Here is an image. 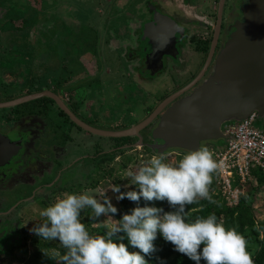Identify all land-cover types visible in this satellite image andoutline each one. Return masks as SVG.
I'll list each match as a JSON object with an SVG mask.
<instances>
[{
    "label": "rangeland",
    "instance_id": "1",
    "mask_svg": "<svg viewBox=\"0 0 264 264\" xmlns=\"http://www.w3.org/2000/svg\"><path fill=\"white\" fill-rule=\"evenodd\" d=\"M157 1L174 14L177 11L182 19H198L204 23L208 21L201 14H210L214 7L213 0H201L202 3L197 0H0V96L15 97L28 94L29 91L32 92L30 94H38L44 89H55L56 92L61 90L59 95H62L67 105L98 130L123 131L143 122L150 112L160 107L157 108L159 101L176 94L174 92L178 88L199 77L209 51V42L205 45L186 42L183 45V56L179 62L176 61V65L170 64L159 75L148 76L146 79L140 77L135 70L136 61L127 58L124 46L129 43L135 46V38L131 39V34L133 30H139L149 18V3ZM200 3L202 8L197 11L195 6ZM193 32L191 29L190 37ZM198 33L202 34V31ZM211 73L212 70L209 76ZM37 103L36 100L29 102L19 107V110L27 112L29 109L33 112L40 109L37 107L40 103ZM53 103H48V109H42V118L47 122L48 133L54 135V139L56 133L61 134L62 139L66 132H70L66 139H62L65 153H68L64 158V166L77 155L96 154L99 150L114 152L111 155L114 158H102L95 162L93 158L92 161L81 162L76 179L65 180L62 189L43 191L40 199L27 205L23 213L19 212L17 216L14 214L13 218L22 221L20 227L28 238L24 246L16 249L12 256H0V264H43L44 261L37 253L44 255L41 249L48 248L44 247L48 242L40 241L30 229L43 220L40 211L62 198L65 193H80L91 189V194L102 199L99 193L106 192L119 212L121 201L114 198L109 188L114 183L128 184L129 178H124L125 171H136L153 154H163L166 162L175 163L185 153L178 150L161 152L157 142L127 144L115 150L123 145L117 143L122 142L121 139L114 141L113 138L90 134L87 140L84 130H79L82 141H78L79 135L75 129L72 131L74 125L57 115L59 109ZM257 126L264 130V116L259 117ZM136 140L137 137H133L124 138L123 141ZM88 141L94 142V145ZM53 144V139L46 138L37 142L39 148ZM225 144L226 141L220 140L204 146L212 150ZM46 151L55 156L49 149ZM219 187L215 194L221 191ZM33 190L26 185L10 193L2 191L0 196L12 206L21 198L34 197ZM121 190L125 189L122 187ZM222 196L230 208H236L244 199L246 206L252 210L255 223L264 224V182H260L259 178L253 177L246 184L238 202ZM156 207H164V202L156 201ZM87 215L86 211L82 222L88 230L93 234H102V226L99 223L93 225ZM104 219L100 217V221ZM244 235L254 258L263 247L264 238L249 229ZM129 250L137 249L130 247Z\"/></svg>",
    "mask_w": 264,
    "mask_h": 264
},
{
    "label": "clouds",
    "instance_id": "2",
    "mask_svg": "<svg viewBox=\"0 0 264 264\" xmlns=\"http://www.w3.org/2000/svg\"><path fill=\"white\" fill-rule=\"evenodd\" d=\"M221 169L222 163L204 145L186 151L175 163L153 154L136 171H125L128 184L109 188L117 201L135 202L119 219L106 192L99 193L101 199L89 189L65 193L49 204L39 213L43 220L30 231L53 245L41 251L54 264H149L146 256L157 251L158 236L195 264H254L247 237L237 226L227 227L214 212L194 216L189 207L201 200L217 204L210 186ZM152 201H166L170 210L148 203ZM86 211L93 225L102 226V234L91 233L82 222ZM252 230L264 238V224L256 222ZM157 261L167 264L163 258Z\"/></svg>",
    "mask_w": 264,
    "mask_h": 264
},
{
    "label": "water",
    "instance_id": "3",
    "mask_svg": "<svg viewBox=\"0 0 264 264\" xmlns=\"http://www.w3.org/2000/svg\"><path fill=\"white\" fill-rule=\"evenodd\" d=\"M226 1L220 2L218 28L221 27ZM247 1V6L237 8L243 19L234 25V32L218 55L211 76L189 96L181 98L167 109L150 130L151 138L160 144L161 152H186L206 143L227 141L228 138L223 133L226 123L246 120L253 113H258L259 117L264 116V0ZM149 5L152 20L144 23L141 41H152L153 55H156L169 43L175 44L179 33L181 37L185 36V29L170 16L163 14L155 3ZM217 32L209 58L199 77L167 98L149 118L128 130L103 131L82 123L61 97L51 91L0 103V109L15 108L38 99L50 98L72 122L89 133L107 138L138 137L143 143L140 133L149 128L164 108L192 90L204 77L215 54L220 30ZM21 145V142H14L12 138L0 136V156H11L10 151L16 154Z\"/></svg>",
    "mask_w": 264,
    "mask_h": 264
},
{
    "label": "flooded vegetation",
    "instance_id": "4",
    "mask_svg": "<svg viewBox=\"0 0 264 264\" xmlns=\"http://www.w3.org/2000/svg\"><path fill=\"white\" fill-rule=\"evenodd\" d=\"M189 1V0H184ZM201 2V0H197V2ZM213 11H210V14H201V16L205 17L208 21L207 23L201 22L198 19H191V18H184L179 16L178 12L174 11L176 14L167 10L164 4H159V2H155L157 6H159V10L165 14L170 16L173 20L177 21V23L185 29V36L181 37V34H178L176 43H169L165 49L159 51L158 54L153 55L154 53V46L153 42L150 40H146L145 42L141 41L142 38V31L143 25L147 21L152 20V16L150 15L149 18L144 21L139 30H133L131 34V39L135 38V46H130L131 44H126L124 48L127 52V58L129 60L136 61L135 70L138 72L140 77L148 78V76L152 77L155 75L161 74L165 69L169 68L170 64H175L176 61H180L181 57L183 56V45L186 42H195L202 44H208L209 42V51L207 52V60L210 55L211 47L215 41L216 35H218V29L220 30L219 39L216 46L215 54L213 56V60L205 73L204 77L201 79L197 85L193 87L192 90L185 93L184 95L180 96L174 103L179 101L181 98L189 96L193 90L197 87L201 86L210 76L209 72L214 69L215 61L225 47L230 35L234 32V25H236L237 21H241L243 19V15L237 11L239 6H247L249 2L247 0H227L225 6L223 7L222 13V20H221V27L219 26V15H220V2L221 0H213ZM237 2V3H236ZM195 6V9L198 11L202 8V4ZM243 3V4H242ZM237 4V7H236ZM242 4V5H241ZM207 6H211V4H205ZM198 8V9H197ZM174 10V9H172ZM194 30L193 34L190 37V30ZM198 31H202V34L198 33ZM135 33V34H134ZM156 37H158L156 35ZM206 60V63H207ZM204 64V67L206 65ZM176 65V64H175ZM131 71V70H130ZM212 74V73H211ZM197 77V76H196ZM195 79V77L193 78ZM193 81V80H192ZM204 81V82H203ZM192 83V82H191ZM190 83V84H191ZM189 84L182 88H178L177 91H181ZM44 91H51L59 95L61 92H56L55 89L49 90L44 89L40 90L39 92ZM62 94V93H61ZM174 95V94H173ZM26 96V94H19L15 97L10 96H0V103L9 102L14 100L15 98H20ZM171 97L170 95L159 101L158 106H161L163 102ZM61 99L65 102L63 97ZM52 100V99H51ZM40 105V109H36L31 112L29 109L26 111L19 110V107L26 106V104L9 109H0V136L5 135L9 138H12L14 142H21L22 145L15 154L10 151L11 156H0V192L8 191L10 193L11 190L16 189L18 187L26 186L33 188L34 197H26L21 198L17 202H15L12 206L8 204V201L5 200L3 197L0 196V256L1 258L12 256L16 249H21L24 246V241L28 238L24 234V230L20 227L22 221H19L16 217L13 218L14 214L17 216L19 212L23 213V209L27 208L26 206L31 205L35 202L38 198L40 199L41 194L43 191H55L57 189H62L65 180H74L75 177L78 176L80 172V163L81 162H88V161H97L98 159L106 158V156H111L114 152H106V150H99L96 154H84V155H77L78 157L70 160L63 165L64 158L68 156V153H65V147L62 144V139H66V135L69 136L70 132H66L64 138L61 139V134L56 133V138L54 139V135L48 133V124L42 118V109H48V102L50 101L49 98L40 99V101L36 100ZM53 104H56L53 100ZM174 103L168 105L162 113L154 120V122L149 126L148 129L142 131L140 134L143 137V143L147 142V144H153L155 142L150 135V130L154 124L158 122L161 116L169 109ZM67 105V103L65 102ZM57 105V104H56ZM68 106V105H67ZM58 107V106H57ZM69 107V106H68ZM17 109V110H16ZM59 111L57 115L60 118L65 119L73 126L72 131L75 129V133L79 135L78 141H82V137L80 136L81 131L84 130L80 126H78L75 122H72L70 117L58 107ZM69 109L75 114L78 120L82 123L91 126L89 122L83 120L77 112L72 110L70 107ZM81 108L79 107L78 110ZM156 111V110H154ZM79 112V111H78ZM154 112H150L148 117L153 114ZM66 114V115H63ZM146 118V119H147ZM145 119V120H146ZM3 124H7L6 126H1ZM60 125L57 124V129H59ZM92 127V126H91ZM60 130V129H59ZM80 133H79V132ZM85 131V130H84ZM147 131V132H146ZM78 132V133H77ZM87 140L91 137L87 131ZM146 132V133H145ZM145 133V134H144ZM63 137V135H62ZM5 138V137H3ZM54 140V144L52 146H44L43 148H39L37 145L38 141L43 140ZM126 138H133V137H126ZM84 140H86L83 137ZM122 140L121 143L123 145L118 146L115 148L120 149L126 147L127 144H135L140 142V139L137 137L135 142H128L123 141L124 138H119ZM59 140V142H58ZM61 141V142H60ZM64 141V140H63ZM90 145H94V142H89ZM49 149V151L55 153V156L50 155L52 153H47L45 150ZM1 151V150H0ZM96 158V159H95ZM67 177V179H65ZM67 182V181H66ZM46 194V193H45ZM1 195V193H0ZM45 198V196H43ZM8 220L9 222H7Z\"/></svg>",
    "mask_w": 264,
    "mask_h": 264
},
{
    "label": "built area",
    "instance_id": "5",
    "mask_svg": "<svg viewBox=\"0 0 264 264\" xmlns=\"http://www.w3.org/2000/svg\"><path fill=\"white\" fill-rule=\"evenodd\" d=\"M258 120V113H253L246 120L226 123L223 126L228 138L226 144L210 150L222 163L221 171L216 174L218 186L230 200L238 202L255 171L264 174V130L257 126Z\"/></svg>",
    "mask_w": 264,
    "mask_h": 264
},
{
    "label": "trees",
    "instance_id": "6",
    "mask_svg": "<svg viewBox=\"0 0 264 264\" xmlns=\"http://www.w3.org/2000/svg\"><path fill=\"white\" fill-rule=\"evenodd\" d=\"M29 93H32L29 91ZM51 102V100L49 98ZM63 112V111H62ZM64 113V112H63ZM66 115V114H63ZM113 140H118L117 138H113ZM107 159L110 157L113 160L114 157L106 156ZM109 158V160H110ZM254 177L259 178L260 182H264V174L260 171L254 172ZM212 185L210 186V191L213 194V198L217 201V204H209L207 201L201 200L199 204L189 206L193 210V215L207 216L209 213H215L218 218H222L227 227L237 226L238 230L245 234V227L247 230H252V226L255 223V217L252 213L250 207L246 206L244 199L240 201L236 208H230L226 205L227 200L222 196L221 191L219 194H215L217 192L218 179L217 175H214V179ZM146 202L141 200L140 205L143 206ZM153 206H156V201L148 202ZM121 210L116 214L117 219L120 218L121 214L128 212L130 209L135 207V202L129 201L128 199L121 200ZM202 205V206H201ZM166 211L170 210L166 201H164V207ZM127 243V241H125ZM157 251L146 259L149 260V264H158L157 258H163L167 261V264H195L194 261L190 260L184 254L178 253L173 250V245L170 242H165L162 238L158 236L156 241H154ZM50 245L47 243L44 247H49ZM38 257H41L44 261L43 264H54L53 261L45 257L44 255H40L37 253ZM254 264H264V245L258 254L253 258Z\"/></svg>",
    "mask_w": 264,
    "mask_h": 264
},
{
    "label": "crops",
    "instance_id": "7",
    "mask_svg": "<svg viewBox=\"0 0 264 264\" xmlns=\"http://www.w3.org/2000/svg\"><path fill=\"white\" fill-rule=\"evenodd\" d=\"M28 95H31V94H30V93L26 94V96H28ZM12 97H14V96H12ZM23 97H24V96H23ZM20 98H21V97H20ZM15 99H17V98H15ZM15 99H14V100H15Z\"/></svg>",
    "mask_w": 264,
    "mask_h": 264
}]
</instances>
